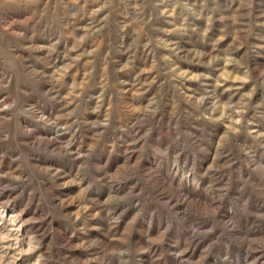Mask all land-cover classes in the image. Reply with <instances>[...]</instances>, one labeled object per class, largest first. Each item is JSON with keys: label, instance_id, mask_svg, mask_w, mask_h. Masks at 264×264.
Wrapping results in <instances>:
<instances>
[{"label": "rangeland", "instance_id": "rangeland-1", "mask_svg": "<svg viewBox=\"0 0 264 264\" xmlns=\"http://www.w3.org/2000/svg\"><path fill=\"white\" fill-rule=\"evenodd\" d=\"M0 264H264V0H0Z\"/></svg>", "mask_w": 264, "mask_h": 264}]
</instances>
